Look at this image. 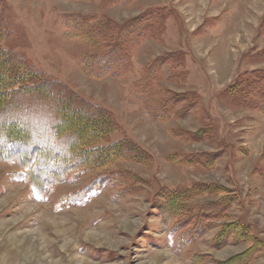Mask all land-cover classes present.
<instances>
[{"label":"rangeland","instance_id":"1","mask_svg":"<svg viewBox=\"0 0 264 264\" xmlns=\"http://www.w3.org/2000/svg\"><path fill=\"white\" fill-rule=\"evenodd\" d=\"M1 3L13 35L0 37V50L108 110L118 127L98 145L129 139L148 159L73 174L44 193L19 163L0 161V264H264V113L241 93L264 76V0ZM62 14L93 17L87 25L138 17L158 36L127 49L123 77L95 79L79 57L108 50L114 32L103 40L71 37L77 32L58 23ZM168 55L136 93L167 101L168 117L157 119L130 88ZM103 171L121 176L88 190ZM194 185L205 187L163 218L167 194ZM230 223L247 231L219 234Z\"/></svg>","mask_w":264,"mask_h":264},{"label":"trees","instance_id":"2","mask_svg":"<svg viewBox=\"0 0 264 264\" xmlns=\"http://www.w3.org/2000/svg\"><path fill=\"white\" fill-rule=\"evenodd\" d=\"M9 18L10 14L0 0V37L9 38L13 35L8 24ZM90 18L93 17L62 14L58 23L69 31L76 30L77 35L71 37L85 40L90 35L103 40L106 34L114 32L115 40L109 44L108 50L79 57L82 72L95 79L123 77L130 70L127 49L146 36H158V28H154L153 24L141 26L138 17L118 26L109 20L94 25L88 22V26L86 23ZM168 60L169 55L151 62L143 79L134 82L130 88L131 96L141 101L157 119L168 117L170 112L164 107L167 101L158 103L136 93ZM254 82L256 85L245 86L241 93L244 98L248 94L247 97L257 100L256 109L264 113V76L256 77ZM147 87L150 89L148 84ZM245 88L248 89L247 93H244ZM183 96H176L174 102H179V97ZM117 127L105 108L86 101L61 81L45 75L42 70L27 66L24 57L17 52L0 50V161L19 163L25 172L24 179L31 177L35 180L42 193L73 174L94 172L116 161L146 162V153L129 139L98 145L113 134ZM119 176V173H97L87 189L101 186L111 177ZM200 187L205 186L194 185L187 194H167V198L159 205L163 218L175 215L185 199L197 194ZM246 229L237 223H230L225 224L219 234L225 232L235 237L236 234L240 236L241 232L242 236ZM250 251L245 254L248 256Z\"/></svg>","mask_w":264,"mask_h":264}]
</instances>
